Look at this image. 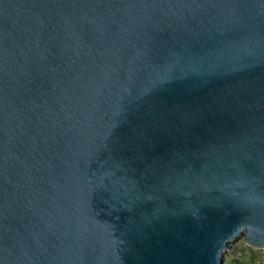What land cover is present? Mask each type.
Here are the masks:
<instances>
[{"label":"water","instance_id":"obj_1","mask_svg":"<svg viewBox=\"0 0 264 264\" xmlns=\"http://www.w3.org/2000/svg\"><path fill=\"white\" fill-rule=\"evenodd\" d=\"M264 248V0H0V264H225Z\"/></svg>","mask_w":264,"mask_h":264},{"label":"rangeland","instance_id":"obj_2","mask_svg":"<svg viewBox=\"0 0 264 264\" xmlns=\"http://www.w3.org/2000/svg\"><path fill=\"white\" fill-rule=\"evenodd\" d=\"M225 264H264V248L250 246L244 237L231 241L224 253Z\"/></svg>","mask_w":264,"mask_h":264}]
</instances>
